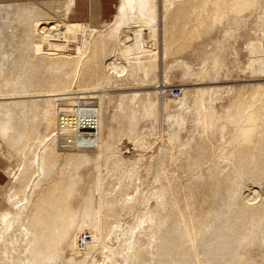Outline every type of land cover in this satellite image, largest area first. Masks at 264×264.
<instances>
[{"label": "bare ground", "instance_id": "1", "mask_svg": "<svg viewBox=\"0 0 264 264\" xmlns=\"http://www.w3.org/2000/svg\"><path fill=\"white\" fill-rule=\"evenodd\" d=\"M171 1L170 3H172ZM220 1L222 2L223 0ZM234 1L235 3L233 5L236 10H245V8L248 9V7H251V5L255 6L254 3L256 0ZM221 2H217L218 4L216 3L215 8L219 9L218 6H220V4L222 5L221 7L225 6V4ZM204 3L208 4L209 2L204 1ZM181 4L182 3H180V5ZM202 6H204V4ZM132 7H135V9L138 8L137 12H140V16H136V19H139L136 21L133 19L135 23L139 24L132 27L156 26L158 13L155 0H121L115 16V23L119 20L127 19V17L122 18L125 15L124 12ZM186 7L187 6H183V8ZM191 7L194 8L193 6ZM166 8L169 7L166 6ZM132 9L130 10L135 13V10ZM170 9L172 8L170 7ZM177 9H179V6ZM169 10L168 13L171 11ZM0 11L2 18H9L8 22L5 23L6 25L9 24L7 27L9 26L11 28L15 20H17V23L18 21L20 22L23 32L21 33L20 29L21 34L15 33V39L18 38L21 42L17 50L26 49L27 51L26 53L21 51L18 55H16L17 52L9 55L4 54L5 57L16 56L19 59L18 62L20 63L16 62L18 66H15L18 77L15 78L13 76L16 80L19 79V83L17 85V91L0 93V102H4V105L2 104L4 108L0 107V122L3 121L5 122L4 125L7 124V127L9 126L8 130L6 129L8 132L10 128L12 130L10 131L12 134L5 132L9 135L7 136L10 143V150L12 149L11 151L13 153L19 154L18 156H21V158L25 160L23 167L20 168L22 174L15 175L13 172L11 174L12 177L16 178V176H21L19 183L22 182V186L28 183L27 180L29 184H31V188L36 186V194L33 191L36 198L33 199L34 201H31L33 206H30L33 208L27 210L24 204V210L20 211L19 215L21 216L16 223L13 219L18 216H15L18 210L14 208V210L12 208L10 209V207L4 205L0 208V242L4 244L2 251V244V247H0V264H95L98 252L102 255L101 260L103 258V264H109V255L119 254L122 250L126 251L125 253L122 252L123 256H125V263L122 262L123 256H121L122 259L117 258L119 261L116 263L118 264H200L201 260L199 261V257L201 258L202 256L199 255L205 257V259H203L204 263L201 264L255 263V261L251 260V257H249L250 255H248L247 258L246 255L248 254L247 251L249 250V246L254 242L261 240L263 242L264 240V126L260 129L261 123L259 122L264 120V83L257 84L250 89L248 93L239 89L233 97L235 98L233 99L235 103L231 102L227 109L226 107V110L224 109L225 114L222 117L232 122L237 127L236 133L232 139V147L226 146L222 149L224 153H231L233 155L232 159H230L231 173H226V175L220 179V176L223 175V168L220 167V164L217 166L214 163L210 166L208 163L207 165L209 168H205V170L208 171L199 173L198 179L187 182L183 187L184 189H179L169 184L168 186H162L164 188L159 187V189L156 186L155 190H151L150 188L146 190L144 189L146 187L143 188L144 185H135L134 183L136 175L135 162L130 163L127 162L128 159H116V157H114L117 160H115V162L114 159L112 160L110 158L113 163H115L113 164L111 162L113 166L111 169L109 168V170H112L114 173L107 170L109 164H106L110 163L107 162L110 161L107 155L109 153L112 154L115 149V136H118V134H115L116 130L113 131L112 127L109 128L107 133L109 137L106 140L98 136V140L92 145H90L89 140L78 137H76V143L74 145L70 144L68 141V137L71 134L75 135L80 127H89L94 124L99 128V134L103 130L105 118L102 114V105L100 104L103 97L100 93L97 95L90 94V96L87 97L85 93H92L98 87L102 88L106 83H118L117 78H119L118 76L120 75L114 76V73L111 71L114 69L116 72L121 73L125 68H119L118 65L115 64L116 60L106 63L108 56L113 54L118 56L122 55L123 51L128 52L137 50L136 57L138 61L135 66L140 70L144 69L147 71V69H149L145 64L143 65V63L140 62V60L143 59L142 56L145 55L146 52L142 46L140 47L141 30L133 31V37L129 36V34L122 35V33L118 32V34H116L115 31L123 28H120L121 26L119 27V24L118 27L120 29L117 28L118 30L116 29L114 31L116 26L113 28L115 33L112 31L108 36L105 35L103 37L102 35L101 38L98 37L99 39L94 41L96 43L93 44L94 46L92 45L93 47L89 52L86 43L83 42V40L87 41V37L85 39L84 36L81 37L83 39L80 38L81 40H78L79 35L83 36L87 31L84 24H60L58 21L49 25L48 22H43L39 19L44 13L38 10L37 6L34 7L33 5L14 7L10 5L5 7L2 5V7L0 6ZM130 14L128 15L129 18L131 16ZM174 14L175 17L170 16L171 20L174 19L173 21H178V13ZM132 16L135 18L134 14ZM131 19L132 18H130L128 24L126 23L127 25L133 22ZM123 23L124 21H122V24ZM11 29L13 31L15 30V28ZM173 30H175L174 27ZM168 31L169 29H166L165 38ZM180 31L184 30L181 29ZM56 41H60L61 43H55ZM126 43L130 45L126 46ZM257 46L261 48L258 47V49L254 47V49H258L257 51L262 49L264 51V38L261 39V42ZM254 51L256 52V50ZM59 54H62V56L50 57V55ZM139 54H141V56H137ZM253 62L256 61L254 60L252 63ZM261 63L264 65V61ZM141 66H143V68H141ZM263 69L264 68H262V70ZM263 71H261L262 74H264ZM19 73H21L20 76ZM3 74L6 73L3 72ZM22 74L23 76H21ZM38 76H41V78H38ZM77 76L80 79H78L79 88L77 87L79 91L70 87V83L72 82L71 79ZM7 83L9 84V81ZM13 85L15 86V84ZM158 87L163 93L166 92L163 90L165 87L164 84H159ZM0 90L2 91V89ZM229 90H233L232 87L229 88ZM103 91L107 95V90L103 89ZM103 91L100 90V92ZM206 94L208 95L204 90H199L194 94L193 100L196 105L195 110L197 114L203 115L206 122L213 123L218 118H221V116L219 111L213 106H206L204 108L205 100H207L204 99ZM129 96L132 99H130ZM132 96L130 94L126 95L129 100L133 101ZM136 97L134 98L136 99ZM96 98L101 100L99 101L98 107L93 105V99L95 100ZM121 98H124L127 104H131V106L128 105V109H130L133 105L131 101L128 103L129 100L127 101L124 95L123 97L121 95ZM55 100L60 101V103L58 102L60 104L58 123L60 122V124H58L57 128L56 120L58 117L53 109V101ZM121 101L124 105V101ZM208 101L209 105L215 104V98H211ZM151 103L153 104V102ZM145 104L147 103L143 105ZM146 106L147 105L144 107L146 108ZM130 112L133 114L134 111ZM130 114L128 115L129 118L132 119V116L133 118L135 117L134 114H131L132 116H130ZM242 118H244V123L240 121ZM134 119L136 120V118ZM136 122H134V124ZM40 123L45 125L44 127L47 129L46 133L43 135L38 131V126L40 127L41 125ZM130 123L133 125L132 121ZM0 128L2 130V126ZM125 128L126 127H123L122 129L124 130ZM3 131L1 133H3ZM117 132L119 131L117 130ZM124 132L125 131H123L121 135H123ZM113 133L115 136H113ZM121 135L119 134L118 137ZM57 137L63 143L59 145V149H64L65 151L75 149V152H78V154L76 153L77 156L76 154L73 157L66 155L67 160L65 159V162L71 160L81 162L83 159L87 161L88 158H90L89 156L86 158V154H84L85 156L79 154L91 151L97 152V155L95 154L97 157H94L95 159L97 158V160L102 155L107 156V163H104L107 171L104 170V172H112L114 175H111L115 177L116 182L114 181L115 186H111L112 188L114 187L115 190L113 193L111 192L112 195H110L109 200L105 198L106 204L103 195H101L102 189L99 197L97 195L100 199L97 201L100 203L99 207L95 204V200L92 196V198L88 197V199L84 196L85 199L83 198L84 200H82L84 201L82 202L84 205L78 209L74 208L72 205L73 197L79 192L78 190L77 193L74 191L76 189L75 186L80 185L77 184L78 181L76 180H81L83 177L80 175L81 178H76L77 176L75 175L80 173L77 171L73 172L71 169V173L77 174H71L70 171L66 172L63 168L60 171L57 170V173H54L61 155V152H58L59 149H57L54 144L55 138ZM113 137L115 138L113 139ZM203 144L205 146L208 145L206 141H203ZM205 157L208 158V156ZM205 157L204 155L200 157L188 156L187 169H194L196 165H199L198 168H200L203 166L202 162L204 163ZM95 159L93 162L96 163L97 161H95ZM89 161L92 160L89 159ZM100 161L101 160H99V162ZM218 161L216 163H218ZM78 162L76 163L78 164ZM99 162H97V164ZM103 162L105 161L103 160ZM84 164H87V162ZM79 165L76 166L75 164L74 166L78 167ZM99 165H97L95 172L97 168H99ZM11 166H13V164H11ZM34 166L36 168H34ZM74 166L73 168H75ZM80 167L82 166L80 165ZM33 168L36 169L37 173V177L35 178L40 177L39 179L42 178L41 180L36 181L35 178L32 179L30 171H33ZM78 171H81V169ZM107 173L104 174L107 176ZM111 175L110 177H112ZM96 176H99L97 172ZM100 176L98 178L96 177L97 179L95 182L100 185L99 187H103L109 178L105 176L106 179H104L105 177L103 178ZM193 177L196 179L195 176ZM111 179L110 182L109 180L108 182H112L113 185ZM105 180L106 182L104 183ZM29 184L26 186L28 187ZM108 185L106 184L105 186ZM131 186H135L134 189L136 188L135 190L133 189V192L131 191L132 193L129 191ZM22 188L19 189L17 186L16 189H13V187L12 189L9 188L11 192L8 189L9 195L5 193L6 197H8H5V199H7V204H11L17 208H19L18 205L21 204V202L28 204L30 196L26 197L24 194L25 197L22 196V199L20 197V192L24 191ZM101 188L99 190H101ZM73 193L76 195L74 196ZM109 193L106 194L109 195ZM108 195L107 197H109ZM102 199H104V203ZM150 200H154L155 204L152 211L151 208H149ZM178 201H180L179 207L176 206L179 203ZM181 203L184 206H182ZM118 204L122 205V210L125 216L130 218L129 220L139 219L137 225L131 226L116 221L118 224L114 223V225L127 229L117 230L114 227L109 228L106 226V228L97 229L99 227L96 223L99 221L98 219L101 220V217L96 215L97 212H100L101 216L107 218L116 217L118 216L116 214L120 213L119 218L116 219L122 218L120 216H123V213L119 211L121 210V206H119L118 213H116L117 208L115 209L116 212H114V214L112 213L114 211L113 207ZM158 206H163L165 210L168 208L169 212L159 215ZM146 219H151L155 223L154 227L158 226V230L153 232L158 238H151L152 240L149 242L152 241V244L149 248L146 247L147 245H142V242L138 241V238L135 236V233L139 234L136 231H139L138 229H140V227L142 229ZM165 220H167V222L164 223ZM111 224L110 222V224L107 225L111 226ZM148 225H151L150 222ZM152 226L149 227L154 230ZM86 228L90 229V232ZM142 230L140 231L142 232ZM87 234L90 235L86 237ZM111 235L116 236L115 242L111 243ZM82 239H84V241L80 243ZM166 242L168 244H166ZM145 243L148 244V242ZM257 243L260 245L259 242ZM161 244L162 247H164V245L169 246L166 247L167 253L160 254L165 251V249L160 246ZM262 244L264 243H261V245ZM259 245L256 244L257 247H259ZM153 247L155 248L152 249ZM162 249L164 251H161ZM258 249L260 250V247ZM258 249L255 250L259 252ZM146 250H149V252H145ZM197 250H199V253ZM80 252L82 253L81 258L75 254ZM259 254H261V252ZM116 257L118 256L116 255ZM64 261L66 262L64 263ZM112 262L113 261L110 263L112 264Z\"/></svg>", "mask_w": 264, "mask_h": 264}, {"label": "rangeland", "instance_id": "2", "mask_svg": "<svg viewBox=\"0 0 264 264\" xmlns=\"http://www.w3.org/2000/svg\"><path fill=\"white\" fill-rule=\"evenodd\" d=\"M170 1L171 0H155V4L157 7V13H158L157 22L156 24L154 23L156 26L132 27L134 25L139 24V23H135V21L139 19V18L138 19L136 18L140 16L139 14L140 12H137L138 8L135 9V7H132L135 10L134 11L135 13H133V11L130 10L132 8L130 9L128 8V11L125 10L126 13L124 12L125 15L123 14L124 16L122 17V18L127 17V19L119 20L116 23H115L116 21L115 18H113L115 21L112 19V21L107 24H99L97 26H90V25L84 24V27L87 29V31L83 34V36L79 35L78 40L80 41L81 39H83L81 37L85 36L84 37L85 39L87 37L88 43L86 40H83V42L86 43V46L88 47L89 52L94 46L93 44L96 43L94 41H96V39H99L98 37L101 38L102 35L103 37L105 35L106 36L110 35V33H112L113 28L115 26L116 28H114V31L120 26H121L120 28L123 27L122 29L119 28L120 30L117 29L118 31H115L116 34L118 33H122V35L129 34V36L131 37H133V31L135 32V30L136 31L141 30L140 31V34H141L140 35V47L142 46L144 50H146V52H145V55L142 56V58L143 59L145 58V59L144 60L142 59L143 61L140 60V62H142L143 65L145 64V66H147V68L149 69H147V71H145L144 69L140 70L135 66L136 62L138 61L136 57L137 50L128 51V52L123 51L122 55H118V56L113 54L107 57L106 63L116 60L115 64H117L119 68H122V67L125 68V70L121 73L116 72L114 69H112L111 71L114 73V76L120 75L118 77L122 81L119 78H117L118 83L117 82L116 83L115 82L106 83L102 86V88L100 87L101 89L98 87L95 90L98 92L94 91L92 93H85L87 97L90 96V94L97 95L99 93L103 97V100L101 97V100L103 102L101 100H98V98H96L95 100L93 99L94 104L92 103L95 107H98L99 101H101L100 104L102 105L101 106L102 114L105 118L103 130L101 132L102 134L100 133L99 137H102V139L106 140L109 137V134L107 135V133L109 131V128L111 127L113 131L116 130L115 134H118V136L119 134L121 135L123 131L126 132V133L124 132V134L121 135L122 137L115 136V134L113 133V136L116 137V138L113 137V139L115 138V144H114L115 149L113 150L112 154L109 153L110 155L109 154L107 155L108 160L110 161H107V156L105 154L104 155L106 157L102 155L98 160L97 158L95 159L94 157H97L95 156L97 152L91 151L88 153L79 154L82 156H85L84 154H86L85 156L86 158H88L89 156L90 158H88V160L86 159L87 161L83 159V161L81 162L80 161L78 162L76 160L65 162L67 160L66 157L68 155L73 157L76 153L78 154V152H75V149H69V151H65L64 149H59V145H62L63 143L58 139V137L55 138L54 144L56 148L59 149L58 152L59 153L61 152L60 153L61 155L59 154L60 159L55 167L56 169L54 173H57V170L60 171L62 168L63 170H66V172H69L71 169V171L73 172L77 171L78 173H80L78 175H75L77 176L76 178H81L80 175H82L83 177V179L81 180L79 179L80 182L82 181L81 183L79 182V180H76L79 182V183L77 182V184L78 185L80 184V185L75 186L76 189L74 190L76 193L78 190L79 191L78 194L76 195L74 194L75 192L73 193L74 196L76 195L75 197H73V201H72V205L74 206L75 209L76 208L78 209L82 207V205H84L82 203L84 202L82 200L85 199L84 196L87 199L88 197L92 196L95 200V204H97V207H99L100 203H98L97 201L100 200L98 197L102 189L103 191L101 192V195H103L104 199L108 198L109 200L110 195H112L111 192L113 193V191L115 190L114 187L112 188L111 186H115L114 183L116 182L115 177H113L114 172L112 170H109V168L111 169L113 164L117 161L116 159H119V158L128 159L127 162H130V163L135 162L136 175H135L134 183L135 185H144L143 188L146 187L144 188L146 190H149V188L151 190H155L156 186L158 188L159 187L164 188L162 186H168L169 184L172 186H175L176 188L184 189L183 187L185 186L187 182H190L191 180H197L199 177V173H204L208 171V170H205V168L206 169L207 167L209 168V166L207 165L208 163L210 166L214 163L217 166H219L220 164V167L223 168L224 170L223 175L220 176V179H222L223 176L226 175V173L228 172L231 173V169H230L231 160L230 159H232L233 155L231 153H224L222 149L225 148L226 146L232 147V139L236 133L237 127L232 122L225 120L222 116L225 114V110L227 109L228 105L231 102H234L233 99L235 98L233 97H234V94L237 93L236 91L241 89V90H244L243 92L248 93V91L252 89L254 86H256L257 84L264 83V74L261 73V71L264 70V69L262 70V68H264V65L263 63H261L262 61H264L263 60L264 51L262 49L260 51H257L259 49L258 47H260L257 45H259V43L261 42V39L264 38V28H263L264 27V0H256L254 3L255 6L257 5L256 7L251 5V7H248V9L245 8V10L244 9L236 10L233 5L235 3L234 0H223L222 1L223 3L220 0H209V1L208 0H197V1L196 0L194 1L193 0H178L180 3H182L181 5L177 0L171 1L172 3H170ZM204 1L209 2V3L208 4L204 3ZM216 1L218 3L221 2L222 4H225V6L221 7L222 5L220 4V6H218L219 9L215 8L216 3H217ZM120 3H121V0H116L117 9ZM172 4L173 5L176 4V5L173 6ZM201 4L202 5L204 4V6H202ZM19 5H27V6L33 5L34 7L37 6L38 10H41V12L44 13L39 19H41V21L43 22H48L49 25L52 24L53 22H58V21L60 22V24L70 23L66 20V18L54 17L52 15L51 12L53 8L55 7L54 4L52 3H27V4H19ZM13 6H18V5H13ZM166 6H168L169 8H166ZM178 6H179V9H177ZM183 6H187V7L183 8ZM191 6H193L194 8H192ZM170 7L172 9H170ZM168 10L170 11L169 13H168ZM173 12L178 13L179 15L178 21H173L174 19L171 20L170 16L175 17V14ZM166 13H167V17H166ZM129 14L131 15L130 18H132L131 21H133V19L135 20L130 23L131 25L130 24L127 25L128 22H130V18L128 16ZM133 14L135 18H133L132 16ZM8 19L9 18H4V17L2 18V15H0V40H1L0 50L2 51L3 49L1 53L2 55L0 54L1 56L0 60L4 63L3 64L0 61V89H2V91L0 90V93L17 91V85L19 83L18 81L19 79L18 80L15 79L16 77H18V72L15 71L16 70L15 66H18L16 62H18L19 59L16 56H15L16 58L14 56L5 57L4 54L9 55V54H15L17 52L16 55H18V53H21V51L24 53L27 52L26 49L25 50L21 49L19 51L17 50L19 46L21 45V42L18 40V38L15 39L16 38L15 33L21 34L23 32L22 25H20L19 21H18L19 23L18 24L17 20H15L14 21L15 23H13L11 27L13 29L15 28V30L13 31L9 26L7 27V25L9 24L7 25L5 24L6 22H8ZM122 21H124L125 25L124 23L122 24ZM2 25L5 27H3ZM173 27L175 30H173ZM20 29H21V33H20ZM166 29H169V31L165 38ZM181 29H183L184 31H180ZM55 43H61V42L56 41ZM125 45L129 46L130 44L126 43ZM252 47H253V50H252ZM254 47L258 49L256 48L254 49ZM254 50H256V52ZM53 56L59 57V56H62V54L61 55L60 54L50 55V57H53ZM137 56H141V54ZM254 60L256 62L252 63V61ZM258 60L259 61L261 60V61L259 62ZM141 68H143V66H141ZM2 71L6 74H3ZM20 74L21 73H19V76ZM21 76H23V74ZM3 77H4V80H3ZM38 78H41V76H38ZM14 79H15V82H14ZM78 79H79L78 76L75 78H72L71 79L72 82L70 83L71 85L70 87L76 91H79L78 82L80 79L79 80ZM7 80L9 81L10 85L7 83L8 82ZM12 83L15 84L16 87ZM159 84L165 85L163 90H165L166 92L163 93L160 90V88L158 87ZM231 87L233 90H229V88ZM103 89L107 90V95L103 91ZM174 89L181 90L182 92L178 98H174L171 95V91ZM100 90L103 91L104 93L100 92ZM199 90H204L205 92L208 93V95L206 94V97L204 98V99H207L205 100L204 108L206 106H210V107L213 106L219 111L221 118H218L213 123L206 122L203 118V115L197 114L195 110L196 105L194 104L193 97H194V94ZM127 94L128 95L130 94L131 96L135 94L132 96L133 101L129 100L128 97H126ZM121 95L122 97L124 95L125 98H127V101L129 100L128 103H130L131 101L134 107L132 105L133 108L131 107L130 109H128L129 108L128 105L131 106V104H127V102H125L126 100L124 101V98L123 99L121 98ZM134 97H136L137 100ZM211 98H215V101H214L215 104L209 105L208 100H210ZM121 100L124 101V105ZM150 101L153 102V104ZM58 102L60 103L59 100H55L53 101L54 106L52 105L54 112H56V116L58 117L56 120V128L58 124H60V122L58 123V119H59L58 115H60L59 113L60 104ZM3 103L4 102L2 101L0 102L1 108H4ZM125 103H126V106H125ZM144 103H147L145 104L147 105L146 108L144 107L145 105H143ZM127 109L135 112V113L133 112V114L135 115L134 118H136V120L133 118L132 116L133 114ZM137 110H138V113L140 111L139 114L137 113ZM129 114L130 116H132L133 120L128 117ZM129 120L130 122L131 121L133 122V125L129 122ZM240 121H243L242 123H244V118L240 119ZM134 122L136 123L134 124ZM259 122L261 123L260 129H262V127L264 126V120H261ZM4 123L5 122L3 121L0 122V125L2 126V130L0 128V146L3 149L4 157L6 158V162L8 164V173L10 175V180L4 187L0 189V208L2 205H4L6 207H10V209L14 208L15 210H18V212L15 215V216L18 215L16 217L17 219L16 218L13 219V221L16 223L18 218L21 216L19 215L20 211L24 210L23 209L24 204L26 206L25 209L27 210H31L33 208L30 206H33L31 201H34L33 199L36 198V195H35L36 186L31 188L30 186L31 184H29L28 180H27L28 182L27 184H29V186L27 187L26 186L27 184L22 186L23 185L22 182L20 181L21 183H19V179L21 178V176L20 177L16 176V178L12 177L11 174L13 172L15 175L16 174L20 175V173L22 174V171L20 168L23 167L25 160H23L24 158H21V156H18L19 154L17 155L13 153L11 151L12 149L10 150L8 134H12V132H10L12 130L10 128L8 132L7 130L9 126L7 127V124L4 125ZM40 124H41L40 127L38 126L39 128L38 131L41 135H43L46 133L47 129L44 127L45 125H43L42 123ZM123 127H126L127 129L125 128L123 130L122 129ZM120 129L122 130V132ZM117 130L119 132H117ZM2 131L3 133L7 132L8 134L7 133L3 134L1 133ZM203 141H206L208 145L205 146L203 144ZM200 154L202 156L204 155V157L208 156V158L210 159L205 157L204 163L202 162L203 166H201L200 168H198L199 165L198 166L196 165L195 166L196 168L194 167V169H187V162H188L187 157L188 156L200 157L201 156ZM114 157H116V159ZM110 158L116 161L113 163V161ZM89 159L92 161H89ZM94 159L97 162H99V160L101 161L97 164V162L96 163L93 162ZM103 160L105 162H103ZM88 161L90 164L88 163ZM106 161L110 163H107ZM217 161L218 163H216ZM76 162H78V164ZM86 162L87 164H84ZM111 162L113 164H111ZM104 163H107L106 165L109 164L108 165L109 167H107L108 169L105 168L106 165ZM130 163H127V164H130ZM11 164H13V166H11ZM75 164L76 166L80 164L82 167H80L79 165L78 166L79 168H78L74 166ZM99 164L100 165L102 164V165L100 166ZM97 165H99V168H97L96 172L99 176L101 175L100 177L104 178L106 176L104 173H107L106 172L107 170L113 172V173L108 172L109 174L107 173V176H106L109 178V179L107 178L109 182H110V179L112 178L111 181H113V185H112V182L109 183L108 180H107V183H105L106 182L105 180L104 181L105 184L103 185V187L102 186H101L102 188L99 187L100 185H98L95 182L96 179L99 177V176H96V172H95ZM73 166L75 168H73ZM34 168L36 167L34 166ZM34 168H33V171L32 170L30 171L32 179L37 177L36 169ZM80 169L81 171H78ZM104 170L106 171L104 172ZM99 171L102 173L104 172V173L102 174ZM73 172L71 174H77ZM110 175L112 177H110ZM193 176H195L196 179H194ZM106 177L104 179H106ZM39 178L40 177L35 178V180L37 181V180L42 179V178L41 179ZM106 184L108 186H105ZM16 186L19 189L24 187L22 188V190L24 191L21 190L22 192H20L21 199L25 197V195L26 197L30 196V199H29L30 201L28 200L29 201L28 204L21 202V204L18 205L20 209L12 206L11 204H7V199H5L6 195H9V190L12 189V187L13 189H16ZM108 187H110L112 190ZM134 187L135 186H131L129 188V191L133 192L136 189V188L134 189ZM263 187H264V184H263ZM100 188L101 190H99ZM33 191L35 194H33ZM90 193H93V194H90ZM106 193H109V195ZM107 195L109 197H107ZM263 197H264V188H263ZM104 199H102L103 203H104L103 201ZM106 199H105V204H106ZM150 201L151 202H150L149 208H151V211H152L155 207V204H154V200H150ZM178 202L179 203L176 206L179 207L180 201ZM119 206H121V210H119L120 208ZM116 208H117L116 210L117 212L115 211ZM113 209H114V211L112 212L113 214L114 212L118 213V210L122 212L123 216H120L122 218L116 219V218H119L120 213L116 214L118 215L116 217L107 218V217L101 216L100 212H97L96 215H99L101 217V220L96 218L99 220L96 223L99 227L97 229L106 228V227H109V228L114 227L117 230H124L127 228H120L114 225V223L118 224L116 223V221H119V223L121 224L135 226L137 225V222H139L138 218L134 220L133 219L129 220L130 218L125 216V213L122 210L121 204L116 205L115 207H113ZM166 209L168 210V208ZM167 210H165L163 206H158V212L160 213L159 215H163L165 212L166 213L169 212V210L168 211ZM145 221H144L145 222L144 225L142 226L143 230L141 229V227L140 229H138L139 231H136L137 228L136 230L135 229L134 230L139 233V234L135 233V236L136 238H138V241H141L142 245L144 246L147 245L146 247L149 248L152 244V241L149 242L150 240H152L151 238L152 237L158 238V236L153 234V232L158 230L157 228L158 226L154 227L155 223L151 219L150 220L146 219ZM110 222L112 223L111 226L107 225V224H110ZM149 222L151 225H148ZM165 222H167V220H165L164 223ZM149 226H152V228L154 227L153 228L154 230H152L151 227ZM144 227L145 228L147 227L150 229L146 228L145 230ZM87 230L90 232V229H87ZM140 230H142V232ZM88 231H85V232H88ZM115 237H116L115 235H111V238H110L111 243L115 242L116 240ZM145 242H148V244ZM257 242H259L260 245ZM257 242H254L251 246H249V250L247 251L248 254L246 255V258L248 257V255H250L249 257H251V260L255 261L254 264H264V248H263L264 244L261 245V243H264V240L263 242L262 240L257 241ZM1 244L3 247L1 246ZM162 244L160 245L161 247H162ZM166 244L168 243L166 242ZM256 244L259 245L260 250L258 249L259 247H257ZM167 246L168 245H164V247H162L163 249H165V251L162 249L161 251H164V252L160 254L167 253L166 252ZM0 247H2L1 249L2 251L4 248V244L1 242H0ZM155 247H153L152 249H154ZM255 249H258L259 252ZM197 251L199 253V250ZM253 251L255 252V255ZM122 252L125 253L126 251L122 250L119 254H110L108 257L109 264H111L110 263L111 261H113L112 264H118L116 262L119 261L118 260L119 258L120 259L123 258L122 259L123 261L122 260L120 261L124 262L125 256H123ZM145 252L148 253L149 250H146ZM260 252L261 254H259ZM75 254L78 255L79 258L82 257L81 252L75 253ZM99 255H100V252H98V257L96 258L97 261L95 262V264H103V258L101 260L102 255L100 256ZM116 255L118 257H116ZM121 256L123 257L121 258ZM199 256H202L201 257L202 259L199 257V261L201 260V263H204L203 259H205V257L203 255H199ZM65 262L66 261H64V263Z\"/></svg>", "mask_w": 264, "mask_h": 264}, {"label": "crops", "instance_id": "3", "mask_svg": "<svg viewBox=\"0 0 264 264\" xmlns=\"http://www.w3.org/2000/svg\"><path fill=\"white\" fill-rule=\"evenodd\" d=\"M27 3H52L54 17L66 18L70 23L97 26L107 24L116 16V0H0V6L18 5ZM69 3V4H68ZM14 7V6H13ZM114 20V19H113ZM0 189L10 180L8 164L0 146Z\"/></svg>", "mask_w": 264, "mask_h": 264}, {"label": "built area", "instance_id": "4", "mask_svg": "<svg viewBox=\"0 0 264 264\" xmlns=\"http://www.w3.org/2000/svg\"><path fill=\"white\" fill-rule=\"evenodd\" d=\"M181 90L174 89L171 91V95L174 98H178L181 95ZM99 128L96 125H91L89 127H80L75 135L71 134L69 138V143L74 145L76 143V137L89 140L90 145L95 143L98 140ZM90 234H87L88 237ZM84 239L80 243H83Z\"/></svg>", "mask_w": 264, "mask_h": 264}]
</instances>
